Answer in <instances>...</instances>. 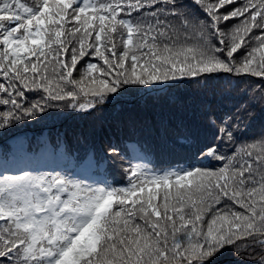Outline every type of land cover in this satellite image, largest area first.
Instances as JSON below:
<instances>
[{"label": "snow or ice", "instance_id": "snow-or-ice-1", "mask_svg": "<svg viewBox=\"0 0 264 264\" xmlns=\"http://www.w3.org/2000/svg\"><path fill=\"white\" fill-rule=\"evenodd\" d=\"M189 86L219 103L204 134L165 128L163 166L111 141L83 164L12 143L32 123ZM257 110L264 0H0V264H215L225 250L264 264Z\"/></svg>", "mask_w": 264, "mask_h": 264}, {"label": "trees", "instance_id": "trees-1", "mask_svg": "<svg viewBox=\"0 0 264 264\" xmlns=\"http://www.w3.org/2000/svg\"><path fill=\"white\" fill-rule=\"evenodd\" d=\"M218 103V98H214L210 91L203 92L195 86L180 87L170 90L166 97L160 94H153L152 97L144 99L129 97L116 105L106 106L105 111L91 117L87 114L69 112L58 122H48L47 124H65L75 120L87 122L90 117L83 136L86 138V142H82V146L80 143L78 144L83 150L86 149V146L97 149L106 147L110 141L121 148L120 142L125 140L126 148L124 150L129 153L145 152L148 147H153L157 154H161L164 149H167L174 157L176 148L169 147L168 138L174 135L171 131L166 133L165 128L169 124L199 122L201 133L204 134L206 128L201 112L207 105H211L215 109ZM103 122H106L108 126L103 127ZM45 126L49 125L32 123L19 131L26 132L28 129L35 130ZM261 129H264V115L257 110L250 124L248 135L255 136ZM137 130H141L138 137L135 136ZM146 134H152L154 141L149 146L145 144ZM0 136L3 134L0 133ZM155 163L163 166L167 162L163 163L160 156L157 155ZM215 264H236V258L230 251L225 250L224 255L215 258Z\"/></svg>", "mask_w": 264, "mask_h": 264}, {"label": "rangeland", "instance_id": "rangeland-1", "mask_svg": "<svg viewBox=\"0 0 264 264\" xmlns=\"http://www.w3.org/2000/svg\"><path fill=\"white\" fill-rule=\"evenodd\" d=\"M36 157L45 161L62 162L60 159H58L60 158L59 153L54 152L48 143L43 148H41L40 153H38Z\"/></svg>", "mask_w": 264, "mask_h": 264}]
</instances>
